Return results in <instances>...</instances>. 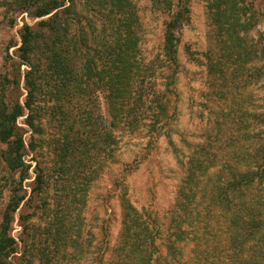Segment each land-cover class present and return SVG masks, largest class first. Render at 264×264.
I'll return each mask as SVG.
<instances>
[{"label": "trees", "instance_id": "trees-1", "mask_svg": "<svg viewBox=\"0 0 264 264\" xmlns=\"http://www.w3.org/2000/svg\"><path fill=\"white\" fill-rule=\"evenodd\" d=\"M82 1L14 0L19 11L39 21L22 26L20 63L0 78L5 170L0 194L6 193L0 207V264H73L84 258L89 247L78 204L104 156L107 165L114 162L123 130L143 132L150 147L165 138L182 178L167 221L119 193V231L111 245L107 240V255L96 244L93 264H264V112H248L224 94L226 85L220 86L238 73L256 81L263 77L257 64L264 49L248 35L256 22L252 9L237 0L207 3L214 43L203 64L215 82L213 94H220L217 103H223L214 115L223 141L213 146L208 139L180 137L179 145L174 139L179 32L190 22L191 0L168 1L160 52L150 59L143 57L130 0ZM23 64L28 67L25 97L8 99L20 85ZM43 101L51 120L42 111ZM24 115V124L37 135L42 121L52 122L51 173L61 181L55 199L48 198L42 170L29 196L24 189L31 167L24 160L25 131L17 123ZM28 146L35 147L32 141ZM16 214L19 237L12 235Z\"/></svg>", "mask_w": 264, "mask_h": 264}, {"label": "rangeland", "instance_id": "rangeland-1", "mask_svg": "<svg viewBox=\"0 0 264 264\" xmlns=\"http://www.w3.org/2000/svg\"><path fill=\"white\" fill-rule=\"evenodd\" d=\"M89 0H83L86 4ZM136 10L138 24L136 25L141 36L142 54L146 59L153 58L160 52L162 44L163 21L166 17L168 1L171 0H130ZM210 0L190 1V22L179 32L178 58L180 73L177 76V115L174 125V139L179 145L181 140L191 142L210 141L213 146H221L223 141L220 126L215 122L214 115L219 113L221 106L217 103L216 85L204 66V52L213 46L212 26L206 8ZM239 6L246 4L252 9L255 16V25L248 32L253 44L264 49V0H237ZM79 3L80 9L85 7ZM241 3V4H240ZM9 4L11 6H9ZM14 0H0V78L7 75L20 63L17 57V48L20 45L19 31L24 24L34 26L39 19L32 18L27 12L19 11ZM91 14V13H90ZM90 14L87 13L89 17ZM98 23V22H97ZM98 25V24H97ZM194 59H200L198 62ZM201 63V64H200ZM258 61L256 62V64ZM263 69L260 81L249 77V74L238 73L229 81L220 82L226 85L228 95L242 103L239 106L250 111L264 112V56L257 64ZM26 64L20 66V85L13 93L8 94V99L25 97L23 73L27 70ZM216 95V96H214ZM44 99V98H43ZM101 113L107 124L105 105L99 95ZM219 102V101H218ZM221 102H223L221 100ZM220 103V102H219ZM220 106V107H219ZM42 111L47 119L50 110L43 101ZM26 115L19 117L17 123L24 131L26 141V155L24 160L31 167L27 179L23 182L27 195L33 186L37 171L44 176L45 185L48 186L49 199L59 196L60 180L52 176L54 168L52 160V122L42 121L43 132L32 133L24 124ZM51 120V119H50ZM120 142L115 153L113 163L107 165V156L101 163V168L94 174L88 188L85 187L84 197L78 207H82L84 224L82 234L86 239L88 250L83 257L73 264H93L95 246L101 245L107 255V240L114 242L120 228V207L118 195L126 192L130 200L138 208L144 207L157 215L160 220L167 221V210L173 204L177 187L182 178V170L177 164L171 146L163 137L148 146V139L143 132L127 134L126 130L120 131ZM181 137V138H180ZM34 143L32 149L28 143ZM1 147V145H0ZM38 167V169H37ZM5 176V170L0 162V179ZM6 198V193L0 194V207ZM35 202L33 201L32 204ZM26 210L24 205L22 211ZM21 227L18 225L17 214L12 235L19 237Z\"/></svg>", "mask_w": 264, "mask_h": 264}]
</instances>
